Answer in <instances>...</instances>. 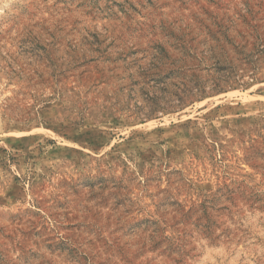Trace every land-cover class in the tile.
<instances>
[{"label":"rangeland","instance_id":"obj_1","mask_svg":"<svg viewBox=\"0 0 264 264\" xmlns=\"http://www.w3.org/2000/svg\"><path fill=\"white\" fill-rule=\"evenodd\" d=\"M0 264H264V0H0Z\"/></svg>","mask_w":264,"mask_h":264}]
</instances>
